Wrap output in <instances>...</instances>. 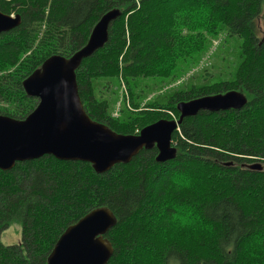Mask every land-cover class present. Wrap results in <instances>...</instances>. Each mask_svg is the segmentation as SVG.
<instances>
[{
  "label": "trees",
  "instance_id": "1",
  "mask_svg": "<svg viewBox=\"0 0 264 264\" xmlns=\"http://www.w3.org/2000/svg\"><path fill=\"white\" fill-rule=\"evenodd\" d=\"M113 8L121 14L106 44L75 70L91 119L134 134L178 118L180 101L232 90L252 98L239 110L184 117L172 134L176 156L165 162L155 160L152 147L104 173L52 155L0 170V232L11 223L21 227L18 244L0 242V264H46L66 227L99 206L116 217L105 235L113 247L107 264H264V35L257 26L264 0H0L1 12L21 20L0 34V114L25 118L37 99L25 94L24 78L47 57L79 49ZM40 25L41 44L32 49ZM219 25L242 39L233 87L178 93L163 108L133 105L126 121L111 118L94 97L98 77L120 76L130 90L134 78L169 76L178 58L202 48L203 31ZM255 163L261 168L250 169ZM177 175L188 184L178 185Z\"/></svg>",
  "mask_w": 264,
  "mask_h": 264
},
{
  "label": "water",
  "instance_id": "2",
  "mask_svg": "<svg viewBox=\"0 0 264 264\" xmlns=\"http://www.w3.org/2000/svg\"><path fill=\"white\" fill-rule=\"evenodd\" d=\"M120 14L117 8L106 11L84 45L68 57H47L24 78L22 88L27 96L37 99V104L23 119L0 114V170L52 155L58 160L88 162L95 172L104 173L152 147L157 149L155 160L165 162L176 156L172 134L184 117L200 110H239L246 105V96L235 90L180 101L176 104L177 119L161 118L134 134L117 133L91 119L79 96L75 70L84 58L106 44L109 26ZM20 22L18 14L0 11V34ZM253 168L260 169V163L250 166ZM115 224L116 217L109 208L89 210L61 233L46 264H107L113 247L105 235Z\"/></svg>",
  "mask_w": 264,
  "mask_h": 264
},
{
  "label": "rangeland",
  "instance_id": "3",
  "mask_svg": "<svg viewBox=\"0 0 264 264\" xmlns=\"http://www.w3.org/2000/svg\"><path fill=\"white\" fill-rule=\"evenodd\" d=\"M259 37L264 35V8L257 18ZM32 49L41 44L44 26H38ZM205 40L199 51L175 61L167 77H138L130 81V90L120 76L98 77L92 79L94 97L106 102V113L113 119L126 121L131 106L142 110L170 106L178 93L190 92L198 88L216 89L223 84L236 83V72L243 61L242 39L229 34L225 27L219 25L214 32H205ZM239 89V88H236ZM199 92V91H196ZM251 96L247 97L249 102ZM37 104L34 101L33 107ZM32 107V108H33ZM166 111L167 110H157ZM135 112H133L134 114ZM172 118H176L172 115ZM12 117V116H11ZM189 217H194L192 214ZM21 239V227L11 223L0 232V242L4 245L18 244Z\"/></svg>",
  "mask_w": 264,
  "mask_h": 264
},
{
  "label": "clouds",
  "instance_id": "4",
  "mask_svg": "<svg viewBox=\"0 0 264 264\" xmlns=\"http://www.w3.org/2000/svg\"><path fill=\"white\" fill-rule=\"evenodd\" d=\"M173 180L179 185L180 184V182H181V180L183 181V184H188V182H189V178L187 177V176H183V177H181V176H179V175H177V176H174L173 177Z\"/></svg>",
  "mask_w": 264,
  "mask_h": 264
}]
</instances>
